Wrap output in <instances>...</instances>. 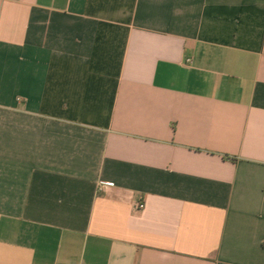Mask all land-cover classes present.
Listing matches in <instances>:
<instances>
[{
	"label": "crops",
	"instance_id": "1",
	"mask_svg": "<svg viewBox=\"0 0 264 264\" xmlns=\"http://www.w3.org/2000/svg\"><path fill=\"white\" fill-rule=\"evenodd\" d=\"M0 264H264V0H0Z\"/></svg>",
	"mask_w": 264,
	"mask_h": 264
},
{
	"label": "built area",
	"instance_id": "2",
	"mask_svg": "<svg viewBox=\"0 0 264 264\" xmlns=\"http://www.w3.org/2000/svg\"><path fill=\"white\" fill-rule=\"evenodd\" d=\"M103 186H107V184H102Z\"/></svg>",
	"mask_w": 264,
	"mask_h": 264
}]
</instances>
